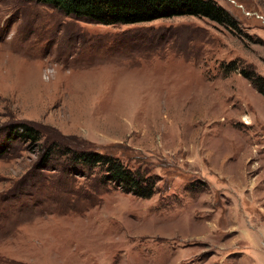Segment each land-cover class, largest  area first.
<instances>
[{
  "label": "rangeland",
  "instance_id": "obj_1",
  "mask_svg": "<svg viewBox=\"0 0 264 264\" xmlns=\"http://www.w3.org/2000/svg\"><path fill=\"white\" fill-rule=\"evenodd\" d=\"M216 1L232 27L106 25L0 0V264H264V0ZM52 141L157 188L144 197L79 163L58 177L57 153L42 164Z\"/></svg>",
  "mask_w": 264,
  "mask_h": 264
},
{
  "label": "trees",
  "instance_id": "obj_2",
  "mask_svg": "<svg viewBox=\"0 0 264 264\" xmlns=\"http://www.w3.org/2000/svg\"><path fill=\"white\" fill-rule=\"evenodd\" d=\"M40 3L51 5L62 10L67 16L76 18H87L95 20L101 24H133L153 21L159 18H168L182 15H195L209 17L218 23L233 26L234 23L227 12L216 0H35ZM230 71L235 68V62L224 65ZM246 77L251 75L247 71L243 72ZM258 90L264 95V77L253 78ZM18 131L23 129L20 136L22 138L35 139L39 135L37 127L28 125H17ZM18 133V132H17ZM20 133V132H19ZM13 138V132L8 136ZM2 146H0L1 148ZM48 147V146H47ZM42 164H48L53 159V155L62 161L59 176L67 170L71 164H83L90 169L98 167L104 179L116 181L124 186H130L139 195L150 197L156 190V180L158 176H148L147 171L139 168L133 169L125 165L118 157L99 151L73 148L52 141L49 147L44 150ZM41 164V165H42ZM28 179L31 180L39 170L34 169ZM57 178V177H56ZM33 180V179H32Z\"/></svg>",
  "mask_w": 264,
  "mask_h": 264
}]
</instances>
